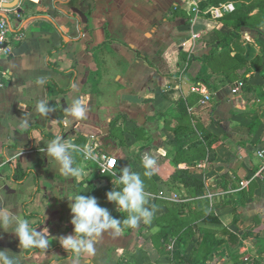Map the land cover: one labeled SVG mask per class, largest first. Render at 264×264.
Masks as SVG:
<instances>
[{
    "label": "crops",
    "instance_id": "0c3cea01",
    "mask_svg": "<svg viewBox=\"0 0 264 264\" xmlns=\"http://www.w3.org/2000/svg\"><path fill=\"white\" fill-rule=\"evenodd\" d=\"M0 15L12 28L10 51L0 52V205L50 241L23 249L0 230V250L20 264H264V172L251 180L264 164V0H21ZM45 99L46 117L36 110ZM75 100L83 117L66 110ZM56 136L93 151L73 154L80 176L65 177L40 151ZM109 156L113 171L140 174L151 222L106 230L92 253L67 251V189L127 216L106 198L116 177L99 162Z\"/></svg>",
    "mask_w": 264,
    "mask_h": 264
},
{
    "label": "clouds",
    "instance_id": "9594fccd",
    "mask_svg": "<svg viewBox=\"0 0 264 264\" xmlns=\"http://www.w3.org/2000/svg\"><path fill=\"white\" fill-rule=\"evenodd\" d=\"M38 83L44 82L38 81ZM36 110L46 117L53 109L45 99L37 103ZM66 110L77 118L83 117L86 111L80 100L73 101ZM40 151L55 161L59 166V171L65 177H77L82 174L81 169L75 166L74 153H82L86 158L95 159L90 148L85 149L73 142H66L61 136H56ZM142 163L146 169L144 174L146 176L152 175L155 171V160L145 154ZM109 175L116 177V179L115 186L106 192V198L109 202H114L117 211L127 213L126 218L122 221L110 215L107 208L99 205L95 196L82 195L81 192H77L73 188L67 189L64 196L70 201L69 207L72 214L70 222L74 226V234L60 237L59 243L65 250L76 254L81 252L92 253L96 238L100 237L106 230L118 232L121 223L130 228H136L141 220L146 224L151 222L153 210L145 206L146 193L140 174L131 171L129 166H124ZM0 230L4 232L11 230L23 249L47 248L50 243L48 232L43 229L37 231V228L33 227L27 219L21 217L18 212H13L11 207L4 205H0ZM0 264H20V261L16 256L11 255L10 251L0 250Z\"/></svg>",
    "mask_w": 264,
    "mask_h": 264
},
{
    "label": "built area",
    "instance_id": "2783aa9c",
    "mask_svg": "<svg viewBox=\"0 0 264 264\" xmlns=\"http://www.w3.org/2000/svg\"><path fill=\"white\" fill-rule=\"evenodd\" d=\"M13 1L14 0H0V12L2 10L9 11L11 8L5 7V5L6 4H10ZM193 12H194L193 13L194 15L191 18V22L194 21V18L200 12V8H199L197 3L194 4ZM11 29L12 28H11V24H10L9 19H7V17H4V16L0 15V52L7 53V52L10 51V47H9L8 44H9V41H10ZM195 36H197V35H195ZM6 86H7V83L0 79V88L6 87ZM242 87H243V82L240 81L233 88L232 92L236 94ZM193 90L196 91L197 89L194 88ZM209 99H210V95L206 94L204 96V98L201 100V102L205 103ZM258 153H259V156L264 159V149H261ZM99 165H100L101 171L110 172V171H113L116 168L117 159L114 156H109V157L105 158V160H103L102 162H99ZM197 167L199 169L204 170L205 167H206V161L198 162L197 163ZM263 172H264V164L260 168V170H258L254 174V176L251 178V180L255 179V178H258V177H262L263 176ZM204 182H205V186H206V189H207L206 196L209 197V198H212L214 195L211 192V188L209 187L210 186V182H209L208 179H205ZM249 182H250V180L241 181L240 182V187L244 188L246 185L249 184ZM233 191H234L233 189H229L227 192H233ZM169 247H170V249H173V244H171Z\"/></svg>",
    "mask_w": 264,
    "mask_h": 264
},
{
    "label": "trees",
    "instance_id": "16d2710c",
    "mask_svg": "<svg viewBox=\"0 0 264 264\" xmlns=\"http://www.w3.org/2000/svg\"><path fill=\"white\" fill-rule=\"evenodd\" d=\"M196 160L197 159L191 161V163H193ZM180 176H181V178L184 181V184L186 186H188V187H193L194 186L195 190H198V191H200V189L202 190V188L204 186L203 180H199V178H196L194 176L189 175L187 173V171L186 170H183V169H180ZM26 177H27L26 173H24L20 169V166L19 165L17 167H15L14 174L12 175V179L14 181L21 182V181H24L26 179ZM103 190H105V188H103ZM106 190H108V189H106Z\"/></svg>",
    "mask_w": 264,
    "mask_h": 264
},
{
    "label": "water",
    "instance_id": "95a60500",
    "mask_svg": "<svg viewBox=\"0 0 264 264\" xmlns=\"http://www.w3.org/2000/svg\"><path fill=\"white\" fill-rule=\"evenodd\" d=\"M21 2V0H14L12 3L10 4H6L5 7H8V8H14V7H17L19 5V3Z\"/></svg>",
    "mask_w": 264,
    "mask_h": 264
}]
</instances>
